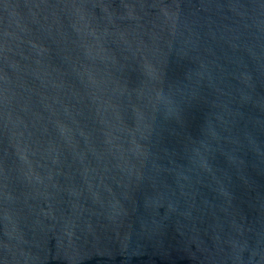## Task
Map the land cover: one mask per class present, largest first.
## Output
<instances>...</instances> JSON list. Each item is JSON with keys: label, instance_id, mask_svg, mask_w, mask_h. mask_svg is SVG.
<instances>
[{"label": "water", "instance_id": "95a60500", "mask_svg": "<svg viewBox=\"0 0 264 264\" xmlns=\"http://www.w3.org/2000/svg\"><path fill=\"white\" fill-rule=\"evenodd\" d=\"M0 264H264V0H0Z\"/></svg>", "mask_w": 264, "mask_h": 264}]
</instances>
